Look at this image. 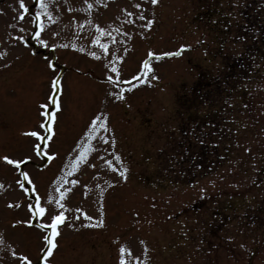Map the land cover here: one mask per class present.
Returning a JSON list of instances; mask_svg holds the SVG:
<instances>
[{"label": "rangeland", "instance_id": "obj_1", "mask_svg": "<svg viewBox=\"0 0 264 264\" xmlns=\"http://www.w3.org/2000/svg\"><path fill=\"white\" fill-rule=\"evenodd\" d=\"M23 2L0 0V264H264V0Z\"/></svg>", "mask_w": 264, "mask_h": 264}, {"label": "snow or ice", "instance_id": "obj_2", "mask_svg": "<svg viewBox=\"0 0 264 264\" xmlns=\"http://www.w3.org/2000/svg\"><path fill=\"white\" fill-rule=\"evenodd\" d=\"M151 3H152V4H156V3H157V0H151ZM20 7H21V8H24V7H25L23 0H20ZM89 7H91V5H89ZM136 7L139 8L140 5L137 4ZM39 8H40V9H43L44 12L42 13V12H40V11H37V12H36V18H37V19H39V18H40L42 15H44V14H47L48 17L51 19V13L48 11L49 4H48L47 2H45V0H40ZM128 15L131 16L132 14H131V13H128ZM20 18H21V19L23 18V14H22V13H21V17H20ZM141 19H143V17H141ZM151 23H152V21L149 20V21H148V25H150ZM148 25H146V27H147ZM36 37H37V38L40 37V32H37V33H36ZM19 39H20V40H23L24 37H23V36H20ZM40 43H41V44H44V43H46V42H45L43 39H40ZM93 43H95V41H93ZM52 47H55V45H52ZM73 47H75V45H73ZM104 47L106 48L107 46L105 45ZM182 47H183V46H182ZM152 54H153V53L150 51V52H149V55H152ZM173 54H174V53H172V52L163 53V55H166V56H171V55H173ZM92 55L95 56V53H92ZM49 66L52 67V64L50 63ZM143 68L147 70V69H149V65L145 62V63L143 64ZM112 71H113V72H116V68L113 67V68H112ZM142 75H143V74H142ZM108 79L111 81V80H112V77L110 76ZM133 79H136V77H133ZM58 85H59V82H58V81H56V80H53V81H52V87H53V89L58 88ZM121 98H122V97H121ZM48 99L51 100V101L56 105L57 108H59V103L56 101V98H55L54 96H49ZM41 107L46 109V108L48 107V105H47V104H44V105H41ZM44 114L47 115L48 113H44ZM99 119H100V118L97 117L96 119H94V120L92 121V129H93V130H96V127H95V126L98 124ZM100 127H101V128H104L105 131L107 130L105 125H100ZM49 130H51V129H49ZM30 134H31L32 136H34V137H36V136L39 135V133L36 132V131H32ZM86 135L90 137V136L92 135V132L89 131ZM103 139L105 140V142H107V137H104ZM37 147L39 148L40 146L37 145ZM78 147H79V146H78ZM37 154L39 155L40 153L38 152ZM45 155H47V153H45ZM85 157H86V150H84V151H80V154L76 156V162L78 163V162L84 160ZM48 158L51 159V156H49ZM3 159L6 160L9 164H16V165H19V163H21L20 161H17V160H14V159H9L8 157H3ZM26 159H27V158H26ZM119 159H120V158L117 157V160H119ZM106 163H110V162H107V161H106ZM75 166H76V164L74 163V164H73V168H75ZM126 170H127V169H125V171H126ZM121 175H124V173L121 172ZM21 176H22L25 180L28 179V173H26V172H21ZM60 179H63V177H61ZM29 182H31V181H29ZM18 183H19V182H18ZM72 183H76V181H72ZM20 186H21V187H24L23 184H21ZM57 191H58V193H59V196H60L61 198H63L64 195H65V192H64V191H61V190H59V189H57ZM56 203H57V205H58L59 207H63V205L60 203V200H57ZM29 209H30V211H32L34 214L39 215V216H44L45 213H46V208H45L44 206L41 205V197H40L39 195H36V197H35V203H34V205H29ZM86 218L91 219L90 217H86ZM64 219H65V214H64L63 211H61L58 215H53V216L51 217V223H50V224H42V225L40 226L41 228L49 229V230H50L49 233H48V235L44 237V239H45V241H46V243H47V247H46V248H42V253H43V257H44V259H47L48 257H50V256L52 255V250L57 246L56 243L54 242V237H56V236L59 234V233H58L57 226H58V224L62 223V222L64 221ZM27 223H28V224H31L32 221L29 220V221H27ZM89 226H94V225H89ZM120 251H121V253H123L125 250H124L123 248H121ZM16 255H17V253L13 252V256H16ZM22 259H23V261L25 262V264H31V261L28 259L27 256H22ZM120 264H124V257H123V255H121V257H120Z\"/></svg>", "mask_w": 264, "mask_h": 264}, {"label": "trees", "instance_id": "obj_3", "mask_svg": "<svg viewBox=\"0 0 264 264\" xmlns=\"http://www.w3.org/2000/svg\"><path fill=\"white\" fill-rule=\"evenodd\" d=\"M242 64H239L238 62L234 63V65L232 66L231 63L230 65L228 66L229 67V73L225 75V80H226V83H227V86L230 82V78L233 77V74L232 73H235L237 71V73L239 72V70H242V71H245V68L243 67V65L241 66ZM239 69V70H238ZM233 70V72H232ZM236 79V78H235Z\"/></svg>", "mask_w": 264, "mask_h": 264}]
</instances>
